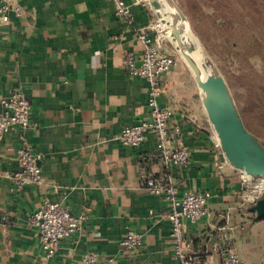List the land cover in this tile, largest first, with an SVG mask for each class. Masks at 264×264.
Instances as JSON below:
<instances>
[{
  "label": "crops",
  "instance_id": "1",
  "mask_svg": "<svg viewBox=\"0 0 264 264\" xmlns=\"http://www.w3.org/2000/svg\"><path fill=\"white\" fill-rule=\"evenodd\" d=\"M23 17L0 19L1 100L17 91L31 105L28 128H13L0 142V264H39L42 250L29 218L44 204L86 215L83 229L65 239L51 264H82L94 254L118 264H177L170 242V204L142 186L144 168L161 175L159 162L142 163L159 142L149 134L138 148L114 140L147 114V80L131 75L124 58L139 63L143 45L136 30L156 21L155 12L124 0L131 19L115 13L111 0H15ZM149 1V0H148ZM150 3V1H149ZM160 76V105L173 109L170 148L184 143L187 167L173 172L181 193L209 191V215L187 237L205 264H223L209 251L216 228H233L237 253L247 264H264V219L241 205L242 173L222 161V148L207 117L201 92L187 65ZM39 155L44 184L21 189L6 178L18 169L17 149ZM129 231L143 246L126 255L120 242Z\"/></svg>",
  "mask_w": 264,
  "mask_h": 264
},
{
  "label": "built area",
  "instance_id": "2",
  "mask_svg": "<svg viewBox=\"0 0 264 264\" xmlns=\"http://www.w3.org/2000/svg\"><path fill=\"white\" fill-rule=\"evenodd\" d=\"M115 5V13L124 19H131L129 7L124 0H111ZM150 9L147 0H136ZM23 17L20 6L15 0H0V19L8 23L11 16ZM137 40L143 45L142 57L137 63L134 55L124 58V67L131 75L138 76L148 81L147 114L134 125L124 127L114 140L131 148L140 147L149 134H155L159 148L155 153L141 157L142 163L159 162L164 172L157 175L144 168L142 170V186L156 197L164 198L170 204L168 220L171 224L170 242L173 248L172 259L177 264H205L203 255L194 252L187 237V223L195 225L209 215V202L212 194L209 191L198 193H181L176 185L173 172L188 166L190 152L184 143L179 142L177 147L170 148L168 141L172 131L170 128L173 109L160 105V98L164 87L160 76L169 72L175 65V57L167 51L172 42L163 37L153 22L147 27L136 30ZM173 46V45H172ZM0 113V142L15 127L28 128L31 124V105L24 93L17 91L10 97L1 100ZM40 157L29 146L17 149L16 161L18 169L7 173L5 176L17 188L25 186L41 187L44 184L42 170L39 164ZM241 205L252 206L264 198V179L254 178L242 173ZM229 215L226 216L227 224L216 228L211 235L213 242L209 248L210 253L219 255L223 264H247L237 253L233 228L229 225ZM86 221V215L74 214L60 204L46 201L29 218V223L37 232L42 250V259L39 264H51L52 259L58 254L61 243L79 233ZM143 236L134 231L126 233L120 242L122 254H130L143 246ZM82 264H118L117 259L109 257L100 261L96 255L89 254L83 259Z\"/></svg>",
  "mask_w": 264,
  "mask_h": 264
},
{
  "label": "rangeland",
  "instance_id": "3",
  "mask_svg": "<svg viewBox=\"0 0 264 264\" xmlns=\"http://www.w3.org/2000/svg\"><path fill=\"white\" fill-rule=\"evenodd\" d=\"M177 2L187 17L191 29L186 28L187 32L197 36L199 40H194L204 59L225 78L246 127L264 142V0ZM156 22L162 36L172 41L164 11Z\"/></svg>",
  "mask_w": 264,
  "mask_h": 264
},
{
  "label": "water",
  "instance_id": "4",
  "mask_svg": "<svg viewBox=\"0 0 264 264\" xmlns=\"http://www.w3.org/2000/svg\"><path fill=\"white\" fill-rule=\"evenodd\" d=\"M150 5L158 18L162 11L169 13L167 22L171 26L172 45L201 92L204 109L222 148V161L240 173L264 179V142L246 127L225 78L214 64L208 59V71L196 58L198 48L194 39L197 36L187 32L188 20L177 0H152ZM249 211L256 219H264V198Z\"/></svg>",
  "mask_w": 264,
  "mask_h": 264
},
{
  "label": "bare ground",
  "instance_id": "5",
  "mask_svg": "<svg viewBox=\"0 0 264 264\" xmlns=\"http://www.w3.org/2000/svg\"><path fill=\"white\" fill-rule=\"evenodd\" d=\"M164 16H165V18H166V20L168 21V19H169V13L168 12H165L164 11ZM165 26H166V29H167V31L169 32V37H170V39L172 40V36H171V33H172V31H171V26L169 25V24H164ZM185 26H186V28L187 29H189V30H191L190 29V27H189V24H188V21H186V23H185ZM161 31H162V28H161ZM163 32V31H162ZM162 34V33H161ZM163 34H164V32H163ZM162 34V35H163ZM165 35V34H164ZM198 39V38H197ZM197 44V43H196ZM197 48H198V50H197V52L195 53V56H196V58L198 59V60H200L202 63H204L205 64V67H206V69L209 71V69H210V67L208 66V59L206 58V59H204V57H203V50L198 46V44H197Z\"/></svg>",
  "mask_w": 264,
  "mask_h": 264
}]
</instances>
